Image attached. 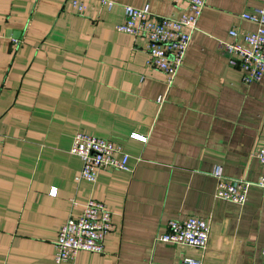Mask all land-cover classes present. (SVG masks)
I'll return each mask as SVG.
<instances>
[{
  "label": "crops",
  "instance_id": "obj_1",
  "mask_svg": "<svg viewBox=\"0 0 264 264\" xmlns=\"http://www.w3.org/2000/svg\"><path fill=\"white\" fill-rule=\"evenodd\" d=\"M108 1L109 11L102 0H0V264H55L59 229L88 200L112 213L104 252L61 264H264V189L234 204L216 197L212 176L264 175V79L244 84L220 45L256 29L242 15L261 3L206 0L168 88L146 66L144 40L114 26L126 6L177 19L186 0ZM77 132L120 145L129 171L75 182ZM189 217L209 224L206 249L158 241L168 221Z\"/></svg>",
  "mask_w": 264,
  "mask_h": 264
},
{
  "label": "built area",
  "instance_id": "obj_2",
  "mask_svg": "<svg viewBox=\"0 0 264 264\" xmlns=\"http://www.w3.org/2000/svg\"><path fill=\"white\" fill-rule=\"evenodd\" d=\"M261 6L252 13L243 14L242 18L255 24L256 29L250 33L230 31L231 41L220 45L227 55L228 65L239 68L244 84L257 83L264 79V0H259ZM109 11L113 2L102 0ZM206 5V0H186V12L177 19L154 18L146 4L142 8L126 6L124 20L114 26V29L127 34L134 39H143L145 64L148 68L162 72L166 85H172L190 42L191 34L196 30L198 20ZM78 15L85 13V7L76 1L71 2ZM0 34V39H1ZM239 40V42H237ZM163 96L157 98L161 103ZM131 139L146 142V137L133 133ZM81 161V169L75 177V182H95L100 171H129V156L123 148L112 141L91 136L83 132L74 134L70 150ZM256 158L264 167V144L256 153ZM212 176L216 179L217 198L243 204L246 191L250 186L264 189V175L255 183L241 178H225L219 167H215ZM56 195L55 188L49 192ZM72 204L75 203L72 201ZM112 229V213L101 202L88 200L77 218H68L59 229L54 243V262L61 264L74 259L79 252L103 254L104 238ZM209 224L196 217L184 220H170L165 233L158 236V241L170 245H186L201 250L206 249L209 241ZM264 257V248L261 250ZM182 264H201L200 261L185 258Z\"/></svg>",
  "mask_w": 264,
  "mask_h": 264
}]
</instances>
